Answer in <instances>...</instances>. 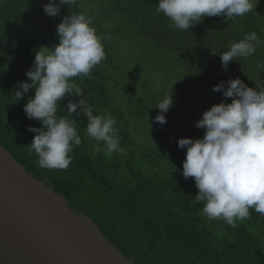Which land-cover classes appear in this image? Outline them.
I'll use <instances>...</instances> for the list:
<instances>
[{"label": "trees", "instance_id": "obj_1", "mask_svg": "<svg viewBox=\"0 0 264 264\" xmlns=\"http://www.w3.org/2000/svg\"><path fill=\"white\" fill-rule=\"evenodd\" d=\"M47 3L0 0V143L28 172L47 180L71 207L89 216L136 264H264V216L250 209V217L237 221L235 228L221 219L208 220L202 214L203 205L191 203L198 192L194 178L182 175L186 150L177 145L174 150L159 152L133 139L130 120L144 119L142 109L135 113L132 107H144L146 99L133 95L129 88L136 86L133 78L118 77V71L123 75L127 71L115 61L106 39L102 40L106 58L92 69L90 77L74 81L84 89L94 114L111 113L117 120L124 151L112 155L96 152V141L85 132L87 119L80 116L76 120L82 143L70 153L69 168L37 165V156L29 152L35 133L28 128L41 125L27 118L23 110L34 92L18 102L12 93L17 81L28 80L26 71L32 66L35 50L59 42L56 26L69 14V7L61 6L60 15L53 17L43 10ZM157 4L158 0H79L70 12L88 14L102 37L119 35L142 46L147 51L142 59L161 77L172 78L178 89L172 91L176 111L168 115L165 125L181 126L193 132L184 137L198 138L204 129L195 122L224 99L222 91L212 90L214 85L234 78L249 87L256 86L254 81H264V69L259 67L264 64V44L253 56L231 61L227 70L215 53L227 51L232 42L252 31L264 41V0L243 17L231 21L205 17L187 32L175 29L157 11ZM123 98L128 102L125 108L119 105ZM58 114H66L62 105Z\"/></svg>", "mask_w": 264, "mask_h": 264}, {"label": "clouds", "instance_id": "obj_2", "mask_svg": "<svg viewBox=\"0 0 264 264\" xmlns=\"http://www.w3.org/2000/svg\"><path fill=\"white\" fill-rule=\"evenodd\" d=\"M259 0H158L157 11L163 13L175 29L189 31L205 17L220 16L227 21L253 11ZM79 0H48L43 10L48 16H59L61 6L69 7L56 26L58 43L40 46L27 81H17L12 96L18 102L26 93L29 97L23 110L40 127L29 126L35 133L29 152L37 156V165L44 169L67 170L72 162L74 147L82 143L77 117L87 119L85 132L96 141L95 151L107 155L122 153L117 120L111 113L94 114L84 89L74 78L90 77L106 53L102 37L84 13L70 12ZM264 44L257 32L246 33L219 54L222 68L228 69L233 60L241 61L256 53ZM264 69V64L259 65ZM249 87L240 78L221 81L214 92L224 99L202 113L195 125L204 129L201 138L181 137L177 144L186 150L182 175L194 178L197 194L191 203L202 204V214L208 220L221 219L235 228L237 221L250 217V209L264 216V81H254ZM79 99H68V97ZM231 98V102H227ZM67 99V104L62 102ZM61 105L65 115H59ZM173 105L172 90L156 103L160 111L154 122L165 124L166 113ZM102 145V147H101Z\"/></svg>", "mask_w": 264, "mask_h": 264}, {"label": "water", "instance_id": "obj_3", "mask_svg": "<svg viewBox=\"0 0 264 264\" xmlns=\"http://www.w3.org/2000/svg\"><path fill=\"white\" fill-rule=\"evenodd\" d=\"M0 264H136L0 143Z\"/></svg>", "mask_w": 264, "mask_h": 264}, {"label": "rangeland", "instance_id": "obj_4", "mask_svg": "<svg viewBox=\"0 0 264 264\" xmlns=\"http://www.w3.org/2000/svg\"><path fill=\"white\" fill-rule=\"evenodd\" d=\"M95 13H99V11L95 10ZM85 15L88 16L86 13ZM109 27L107 26L106 29L108 30ZM106 40L110 42V49L114 54L115 61L121 63L122 69L127 71L126 75L118 71V77L120 79L133 78L137 86L129 85V88L133 90V95L142 96L146 99V105L144 107L139 105H133L132 107V111L135 113L142 109V119H144L143 121L136 118L130 120L129 130L133 139L138 144L151 147L159 152L174 150L178 145L177 141L179 138L186 135H193V132L185 131L181 126L171 127L165 124L160 125L154 122L153 119L160 111L154 107L156 103L166 92L177 89L170 81L172 78L167 80L152 70L150 65L142 59L145 55L144 52H147L142 46L138 47L134 42H127L119 35H111V39ZM127 104L126 98H123L119 102L122 108H125ZM173 111H176L175 105H172L165 114L166 118ZM203 134L198 138H201Z\"/></svg>", "mask_w": 264, "mask_h": 264}]
</instances>
